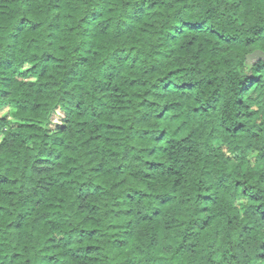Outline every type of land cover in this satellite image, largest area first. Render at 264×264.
Instances as JSON below:
<instances>
[{"label":"trees","instance_id":"obj_1","mask_svg":"<svg viewBox=\"0 0 264 264\" xmlns=\"http://www.w3.org/2000/svg\"><path fill=\"white\" fill-rule=\"evenodd\" d=\"M17 2L11 0L13 4ZM225 2L230 4L231 0H221L219 8H223ZM244 2L240 0L241 4ZM30 3L32 7L26 15L0 12V30L9 28L8 38L13 41L6 46V54L0 56V71L11 69L14 76L23 78L12 80L8 76H0V82H3L0 109H6L5 115L0 117V130L5 125L19 130L10 131L0 142V213H3L0 215V244L7 238L3 235L5 227L22 234L29 231L26 227L28 217L17 212L16 218L12 219L10 212L13 204L23 207L22 201L29 198L25 184L19 182L25 175V169L32 177L40 178L38 187L51 201L44 204L45 210L41 213L44 219L68 203V198L73 196L72 186L76 184L80 187L76 189L77 195L70 207L74 206L84 216L83 219L77 217L81 227L66 225L62 229L66 236L41 235L42 246L36 251L26 253L25 249L34 245L26 235H21L19 246L16 243L8 245L15 251L0 252V264H101V260L105 264H139L132 255L134 243L149 245L152 255L163 260L166 257L160 253L165 241L164 246L174 247L180 253L183 264H264V195H261L264 193V152H258L251 160L247 155L252 147L248 141H259L264 133V120L259 118L260 108H253L254 104L264 107V25L253 24L247 29L250 35L245 36L246 42L239 44L235 39L231 42L221 40L224 33H216L215 29L209 32L210 25L206 20L203 27H197L202 23L199 19L168 23L167 17L189 7L184 0H174L173 4H168L167 0H123L121 7L131 12L133 18L127 27H121L122 21L117 22L116 39L120 46L106 52L110 46L109 37L102 31L94 38L86 55L78 57L69 67L65 64L69 43L75 45L71 52L79 51L80 44L75 42L77 32L72 23L76 13L65 9L60 24L68 25L71 39L58 33L54 53L42 52L29 43L31 66L21 67L26 63L21 59L20 64L13 67L17 61L14 49L19 47L21 40H36L42 33L44 13L59 8V4L52 3V0H30ZM5 6H11L8 0H0V8ZM229 12H233L231 7L220 11V15L226 16ZM90 14L99 21H105L112 20L115 12L107 8L97 15V10L92 9ZM79 19L83 23L85 18L81 16ZM47 39H53V32L47 33ZM138 52L151 53L152 59L158 62L149 63L145 70L138 72L136 65L143 59L137 56ZM241 54L242 59H237ZM109 57L116 63L127 60L128 66L118 72L106 69L101 82L103 86L93 79L92 83L97 85L93 89L94 108L87 104V97L76 100L70 89L87 82V75L77 79L74 71L77 63L84 65L86 71L87 65H102ZM244 66L248 71L240 77L234 68L242 70ZM108 67L113 68L114 65L109 64ZM201 72H208L211 79H196ZM212 80L221 81L228 87L235 97L233 107L240 109L234 113V124L224 126L222 123L220 127L229 136L245 135L247 141H241L240 145L232 148L235 155H224V150L230 145L221 143L209 160L208 156L197 155L200 144L203 143L205 149L208 147L198 122V117L204 114L201 111L204 104L191 98L190 94L201 83L210 84ZM60 83L65 90L59 101L43 95L48 85L58 90ZM9 88L18 91H9ZM24 96L30 99H21ZM10 98L15 101V107L8 111L9 104L4 101ZM42 105L50 108L43 131L39 124L26 122ZM86 106L91 109L87 118L81 111ZM207 111H215V107ZM55 118L58 121L54 122ZM249 121H252L251 125ZM121 135L128 142L126 148L114 142ZM27 142L35 147H22ZM137 145L143 146L137 148ZM136 151L144 154L145 171L139 176L133 172L125 175V165L112 163L109 166L104 159L106 154L109 158L120 156L123 159ZM216 156H222L228 165L220 179L232 178L240 199L247 201L246 205H240V215L252 219L241 221L238 231L229 229L225 233L224 227L239 220L235 209L229 204L223 211L217 210L219 198L213 195L211 186L203 191L197 189L194 195L200 204L199 214L187 223L192 226L198 220V229L192 232L185 227L183 238L173 243L170 238L175 226L166 218L167 214H179L183 206L193 202L189 181L202 172L201 166L205 161L216 164ZM180 157L186 158L180 162ZM169 160L172 163H168ZM85 173L92 179H84ZM154 181L166 189L164 198L158 200L159 206L151 214L129 207L151 195L144 188L147 187L146 182ZM224 182L227 183L226 180ZM92 192L100 195L94 196ZM109 192L113 194L110 207L105 203ZM121 193L122 198L116 199ZM35 195V191L30 193L31 197ZM81 197L83 202H80ZM40 205V200L32 202L33 208ZM209 206H212L214 216L208 215ZM99 213L106 218L110 216L113 222L102 225ZM62 214L68 215V212ZM225 216L231 219L220 230H212ZM184 223L182 220L181 225ZM40 226L43 227V219ZM32 236H36L35 231ZM216 254L221 256L220 261L213 259Z\"/></svg>","mask_w":264,"mask_h":264},{"label":"clouds","instance_id":"obj_2","mask_svg":"<svg viewBox=\"0 0 264 264\" xmlns=\"http://www.w3.org/2000/svg\"><path fill=\"white\" fill-rule=\"evenodd\" d=\"M220 2L221 0H184V3L189 5V7L181 8L175 16L167 17V22L175 24L183 20L199 19L202 21V23L197 27H203V21L206 20L210 25V27H208L209 32H212L215 29L216 33H224V35L220 37L221 40H228L231 42L233 39H235L239 44H244L246 42L245 36L250 35V32L247 31V29H250L253 24L264 25V0H256V2H253V0H245V2L242 4L240 3V0H231L230 4L225 2L223 8H219ZM8 3L11 6L0 8V12L8 15H26L28 10L32 7L30 0H18V2L14 4L11 3V0H8ZM52 3H58L59 8L55 9L54 11H46L44 13L42 33L38 35L36 40L29 41L27 38L21 40L19 47L14 49L15 53L17 54V61L13 67H16L17 64H20L21 59L26 61V63L21 67L31 66V54L28 49L29 43H32L34 47H39L40 51L42 52L52 51L54 53L57 47L56 36L58 33H63L65 36H68L71 39V35L68 33V25L60 24V21L64 19L62 13L65 9H72L76 13V17L73 19L72 23L77 32L75 42L80 44L79 51L71 52V48L75 45L69 43V48L65 52V64L69 67L73 65L78 57H83L86 55L88 49L91 47L92 41H94L96 36L101 35L102 31L105 36L109 37L110 46L107 48L106 52H111L113 48L119 47L120 45L118 39H116L118 36L117 22L122 21L123 25H121V27H127L129 24H131L133 18V14L131 12L121 7L123 0H52ZM167 3L173 4L174 0H167ZM51 6L52 5L49 4L48 8L51 9ZM229 7L233 9V12H236L238 7L239 11L236 12L235 15L233 12H229L226 16H221L220 11H223L225 8ZM107 8H112L115 12L112 20L99 21L90 14V10L92 9H96L98 15ZM217 8H219V11H217ZM205 10L210 11L206 13ZM173 12H176L175 8H173ZM54 16L56 17L55 20L53 19ZM81 16L85 18L83 23H81L79 19ZM49 24H51L52 27H49ZM57 25H59V27H57ZM9 31V28L0 30V56H4L6 54V46L9 43H13V41L9 40L8 38ZM48 32H53V39L51 41L47 39ZM208 42L209 44L212 43L210 38ZM164 50L166 51V46ZM137 56L143 57V59L138 61L136 65L138 72L145 70L149 63L158 62L157 60L152 59L151 53L138 52ZM121 59H123L122 56ZM130 59L131 57L129 56L128 60ZM237 59H242V54L241 56L237 57ZM109 64H113L114 67L109 68ZM127 66V60L123 63H116L111 57L105 59V62L102 65H87L86 71L84 65L77 63V66L74 69V71L77 72V79L87 75V82L83 86H74L70 89V93L76 100L85 99L87 97V104L92 105L94 108L95 92L93 89L97 85L92 83L93 79H95L97 83H100V86H103L101 82L106 75V69L108 72H118ZM193 67H195V65H193ZM19 70L20 69H18V71ZM234 71L239 73L240 77H242L243 73L248 71V68L247 66H244L242 70L240 68H234ZM0 76H8L12 80L23 79L18 75L14 76L11 69L8 71H0ZM201 77H204L208 80L211 79V75L208 72H201L195 78L200 79ZM2 87L3 82H0V88ZM232 87H235V84H233ZM57 89L58 90H54L51 85H48L44 90L43 95L47 97H55V99L59 101V98L63 96L65 90L63 83L58 84ZM9 91L18 90L9 88ZM190 97L196 98L200 103L204 104V108L201 109L204 114L203 116L198 117V122L203 129L202 138L205 139L208 147L205 149L204 144H200V152L197 153V155L199 157L208 156L209 160H211L213 158L212 153L219 147V144L221 143H227L230 145V147L224 150V155H235L236 153L232 151V148L240 145L241 141H247V137L245 135H238L235 137L229 136L220 127L222 123L224 126H230L234 124V113L240 110L233 107L232 101L235 99V97L232 96V93L228 90V87L221 81L212 80L210 84L201 83L197 90L190 94ZM21 99H30V97L24 96L21 97ZM67 99L68 97H65V100ZM4 103L9 104L8 111H11L15 107V101H12L11 98L9 101H4ZM29 107H31V105H29ZM213 107H215V111H207ZM253 108H260L259 118L264 120V107H261L260 104H254ZM48 111H50V108L48 106L42 105L41 109L33 114V118L26 122L39 124L41 131H43L45 125L47 124L46 116ZM81 111L87 118L91 109L86 106L84 109H81ZM251 123L252 121H249V125H251ZM256 123L259 124V121H256ZM10 131L19 130L9 129L7 125H5L3 129L0 130V142L4 141L5 137L8 136ZM252 131H255V129H252ZM74 132L75 129L73 127L72 134H74ZM209 133H211L210 136ZM122 135H127V133H123ZM122 135L119 136L114 142L117 143L121 148H126L128 142L122 139ZM10 139L11 138L9 137V140ZM248 142L252 144L251 149L248 150L247 153L250 160L256 157L258 152H264V133L260 135L259 141ZM28 146L33 148L35 147L34 145H31V142H27L25 145H22V147ZM142 146L143 145H137V148ZM176 155L180 156L179 153ZM135 157H139V159L137 160ZM185 158L186 157H180V162H183V159ZM25 159H27L26 155ZM104 159L109 166L112 163L125 165V175H127L128 172H133L139 176L142 175L143 171H145L143 167L144 154L138 151L133 152L131 155H128L123 159H121L120 156L109 158L106 154ZM215 161L216 164L205 161L204 165L201 166L202 172L195 179L189 181L188 189L189 194L192 195L193 202L183 206L180 209L179 214L176 212H169L167 214L166 218L170 219L171 223L175 226V231L170 238L173 243H178L183 238V229L185 227H188L189 231L192 232H195L198 229V220L196 224L192 226H189L187 223V221L195 219L199 214L200 204L199 202L195 201L194 195L197 189L203 191L208 186H211L213 195L219 198L216 205L217 210L223 211L225 206L229 204H231V206L235 209V214L239 217V220L235 221L231 226L224 227L223 231L225 233H228L229 229H231V231H238L241 221L247 222L248 219H252V217L245 218L244 216L240 215V205H246L247 201L240 199L239 190L233 187L234 180L230 177H224L222 180L220 179L223 177V173L228 167L227 163L223 161L222 156H216ZM167 162L172 163L170 160ZM80 171H83V169ZM186 171L191 170L186 169ZM250 174H252L251 169ZM84 179L90 180L92 177L85 173ZM218 180H220L219 183H217ZM225 180L227 183L224 182ZM38 181H40L39 177H32L31 173L25 169V175L19 182L25 184L29 198L22 201L24 204L23 207L13 204L11 206L10 212L12 219L16 218L17 212L24 213L28 217V220L26 221V227L29 229V231L22 234L20 232H11L5 227L3 235L7 238L3 239L2 244H0V252L10 253L15 251L14 248L8 247V245L11 243H16L19 246V238L21 235H26L34 245V247L26 248V253L36 251L42 246L40 240L41 235L66 236L65 232L62 230L66 225L73 228H79L82 226L78 223L77 217L83 219L84 214L80 211H77L74 206L70 207V205H72L73 201L75 200V195H77L76 189L79 188L80 185L76 184L72 186L73 196L68 198V203L65 204L62 209L57 210V212L50 214L47 219H44L41 216L42 211L45 210L44 204L45 202L51 203V201H48L46 195L40 191L37 183ZM146 183L147 187L144 188V191L150 192L151 195L142 201L136 202L134 205H129V207H134L141 213L147 212L151 214L152 210L159 206L158 200L164 198V192L166 189H164L158 182L155 181ZM257 187H260V185L258 184ZM32 191L36 192L34 197L30 196ZM89 192H91V189H89ZM91 194L94 196L100 195V193L94 192ZM106 195L107 199L105 200V203H108L110 207L113 194L109 192ZM122 195L123 194L121 193L115 198L121 199ZM261 195H264V193H261ZM35 200L41 201V205L37 208L32 207V202ZM233 201L235 202L234 204H232ZM80 202H83V197H81ZM63 212H68V215H63ZM0 215H3V213H0ZM208 215L214 216L212 206H209ZM99 216V222L102 225H107L108 223L113 222L110 216L106 218L103 213H99ZM42 219L43 227L41 228L40 225ZM228 219H231V217H223L221 223L217 224L212 230H220L222 226L226 224ZM182 220L185 221L183 225H181ZM49 221H51V223H49ZM33 231L36 232V236H32ZM166 243L167 241L162 242L161 245L163 247V252L160 254L166 257L163 260H157L152 255L150 246L143 244L138 246L134 243L132 255L135 256L139 264H183L180 253H177L174 247L167 248L164 246ZM105 254H108L107 249L105 250ZM37 256H39L38 252ZM213 259L220 261L221 256L216 254L213 256ZM101 264H105V262L101 260Z\"/></svg>","mask_w":264,"mask_h":264},{"label":"rangeland","instance_id":"obj_3","mask_svg":"<svg viewBox=\"0 0 264 264\" xmlns=\"http://www.w3.org/2000/svg\"><path fill=\"white\" fill-rule=\"evenodd\" d=\"M5 113H6V109L5 108L0 109V117L3 116V115H5ZM56 121H58V118H55L54 119V122H56Z\"/></svg>","mask_w":264,"mask_h":264}]
</instances>
